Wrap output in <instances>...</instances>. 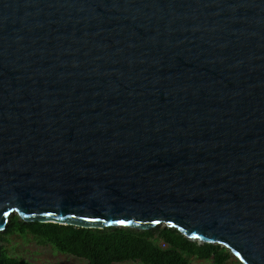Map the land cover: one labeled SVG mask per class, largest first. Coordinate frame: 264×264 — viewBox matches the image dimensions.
I'll return each mask as SVG.
<instances>
[{
    "label": "water",
    "instance_id": "95a60500",
    "mask_svg": "<svg viewBox=\"0 0 264 264\" xmlns=\"http://www.w3.org/2000/svg\"><path fill=\"white\" fill-rule=\"evenodd\" d=\"M14 214L264 264V0H0V232Z\"/></svg>",
    "mask_w": 264,
    "mask_h": 264
},
{
    "label": "trees",
    "instance_id": "16d2710c",
    "mask_svg": "<svg viewBox=\"0 0 264 264\" xmlns=\"http://www.w3.org/2000/svg\"><path fill=\"white\" fill-rule=\"evenodd\" d=\"M32 234L43 244L88 264H115L140 261L143 264H191V258L212 260L214 264H243L227 247L192 241L178 228L156 226L149 230L126 227L86 228L55 222H27L11 216L0 232V264H34L13 255L8 242L13 235ZM166 243L167 246H162Z\"/></svg>",
    "mask_w": 264,
    "mask_h": 264
},
{
    "label": "rangeland",
    "instance_id": "374dc122",
    "mask_svg": "<svg viewBox=\"0 0 264 264\" xmlns=\"http://www.w3.org/2000/svg\"><path fill=\"white\" fill-rule=\"evenodd\" d=\"M8 248L13 255L28 259L34 264H88L84 258L58 251L50 244H43L32 234L13 235L8 242ZM115 264H143L140 261H126ZM191 264H214L212 260L191 258Z\"/></svg>",
    "mask_w": 264,
    "mask_h": 264
},
{
    "label": "built area",
    "instance_id": "2783aa9c",
    "mask_svg": "<svg viewBox=\"0 0 264 264\" xmlns=\"http://www.w3.org/2000/svg\"><path fill=\"white\" fill-rule=\"evenodd\" d=\"M162 246L166 247V246H167V244H166V243H163V244H162Z\"/></svg>",
    "mask_w": 264,
    "mask_h": 264
}]
</instances>
